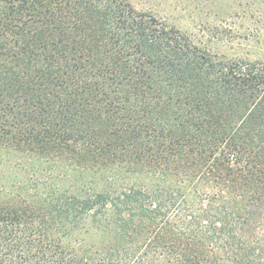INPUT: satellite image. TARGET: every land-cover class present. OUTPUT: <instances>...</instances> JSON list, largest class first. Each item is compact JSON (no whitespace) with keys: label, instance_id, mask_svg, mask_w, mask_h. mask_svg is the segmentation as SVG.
I'll use <instances>...</instances> for the list:
<instances>
[{"label":"trees","instance_id":"trees-1","mask_svg":"<svg viewBox=\"0 0 264 264\" xmlns=\"http://www.w3.org/2000/svg\"><path fill=\"white\" fill-rule=\"evenodd\" d=\"M153 22L116 0H0V149L91 177L56 210L0 206V264H264V64ZM60 231L111 240L95 260Z\"/></svg>","mask_w":264,"mask_h":264},{"label":"rangeland","instance_id":"rangeland-1","mask_svg":"<svg viewBox=\"0 0 264 264\" xmlns=\"http://www.w3.org/2000/svg\"><path fill=\"white\" fill-rule=\"evenodd\" d=\"M116 2L136 13L153 18L156 29L159 26L168 28L171 31L172 43L196 48L214 61L264 64V0H116ZM2 151L4 150L0 149L1 207L19 202L34 210H41L45 205L54 209L59 206L57 203L59 195L78 192L79 181L91 178L90 176L82 178L81 174L84 176L87 174L70 168L61 160L50 162L41 157L24 155L12 150ZM127 182L130 181L127 179ZM137 182L141 184L142 177L137 178ZM143 182L150 184L146 179ZM83 224H86L85 220ZM62 236L61 231L56 235L57 241L64 247L69 246L75 251L88 249L95 260L102 259V256L93 254L92 244L100 249L111 240L110 236H103L100 233L89 237L80 231H74L70 236ZM139 239L144 242L145 237ZM142 258L143 255L139 251L135 259L127 262L168 264L166 256L165 261L160 259L158 263L157 254L152 260Z\"/></svg>","mask_w":264,"mask_h":264}]
</instances>
